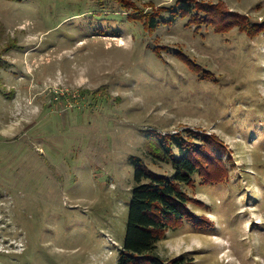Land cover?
Returning <instances> with one entry per match:
<instances>
[{
    "label": "rangeland",
    "instance_id": "1",
    "mask_svg": "<svg viewBox=\"0 0 264 264\" xmlns=\"http://www.w3.org/2000/svg\"><path fill=\"white\" fill-rule=\"evenodd\" d=\"M129 1L150 11L180 0ZM194 1L264 23V0ZM128 13L111 1L0 0V264H116L130 157L170 174L147 134L188 130L227 147L228 180L187 190L209 224L166 231L158 255L264 264V32L177 18L148 34Z\"/></svg>",
    "mask_w": 264,
    "mask_h": 264
},
{
    "label": "trees",
    "instance_id": "2",
    "mask_svg": "<svg viewBox=\"0 0 264 264\" xmlns=\"http://www.w3.org/2000/svg\"><path fill=\"white\" fill-rule=\"evenodd\" d=\"M92 1L98 7L107 1L119 5L129 11L128 18L139 22L148 34L161 25L173 24L177 18H189L188 23L195 24L197 29L202 24L211 25L217 33H225L236 26L250 38L264 32V23L249 25L244 16L230 11L222 1L180 0L172 6H160L150 11L140 9L129 0ZM3 35L4 29L0 24V43ZM5 45L8 50L19 47L15 40ZM153 51L160 57L159 48L155 47ZM178 55L191 66L192 71H202L193 65L188 56ZM81 93L89 94L82 90ZM147 138L150 158L155 163L167 165L171 173L154 172L140 156L130 157L133 185L116 264H193V260L184 255L163 260L157 253V244L164 238L166 231L180 228L186 220L196 227L209 224L204 216H197L187 208L188 203L192 202L187 190L197 185L212 186L228 180L223 156L227 154V161L232 159L227 147L214 135L190 130L164 135L152 131L147 134Z\"/></svg>",
    "mask_w": 264,
    "mask_h": 264
}]
</instances>
